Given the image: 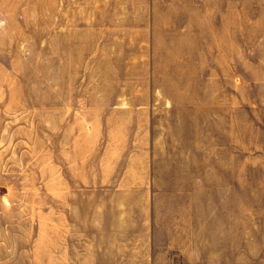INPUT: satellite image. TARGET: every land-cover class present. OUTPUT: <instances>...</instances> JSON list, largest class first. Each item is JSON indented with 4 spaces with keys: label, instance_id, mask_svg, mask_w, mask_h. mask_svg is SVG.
<instances>
[{
    "label": "rangeland",
    "instance_id": "1",
    "mask_svg": "<svg viewBox=\"0 0 264 264\" xmlns=\"http://www.w3.org/2000/svg\"><path fill=\"white\" fill-rule=\"evenodd\" d=\"M128 9L127 0H0V264L51 263L52 171L83 167L105 137L167 121L156 133L188 149L203 136L211 166L212 33L153 38L126 30ZM234 72L236 167L256 166L245 156L260 135L244 123L252 105L264 107V33H236Z\"/></svg>",
    "mask_w": 264,
    "mask_h": 264
},
{
    "label": "crops",
    "instance_id": "2",
    "mask_svg": "<svg viewBox=\"0 0 264 264\" xmlns=\"http://www.w3.org/2000/svg\"><path fill=\"white\" fill-rule=\"evenodd\" d=\"M127 1L126 30L212 33L211 166L203 136L188 149L150 119L138 136L102 139L83 167L54 168L50 264H264V107L244 123L260 135L245 156L257 164L236 167L234 78L236 33H264V0Z\"/></svg>",
    "mask_w": 264,
    "mask_h": 264
}]
</instances>
